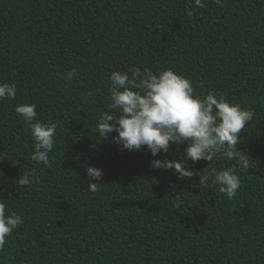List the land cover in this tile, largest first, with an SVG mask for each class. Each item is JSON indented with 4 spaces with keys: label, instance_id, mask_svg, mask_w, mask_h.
<instances>
[{
    "label": "trees",
    "instance_id": "trees-1",
    "mask_svg": "<svg viewBox=\"0 0 264 264\" xmlns=\"http://www.w3.org/2000/svg\"><path fill=\"white\" fill-rule=\"evenodd\" d=\"M0 0V203L24 223L6 238L0 264H264V0ZM189 9L192 14L189 15ZM132 67L189 78L194 95L214 92L255 113L239 133L241 187L229 200L154 159L121 151L98 134L109 108V77ZM73 68L77 75L66 79ZM129 75L131 73L129 72ZM202 85V86H201ZM35 104L57 123L51 167L31 160L29 127L15 112ZM235 160L188 162L211 174ZM103 172L88 190L87 168ZM33 181L22 187V175Z\"/></svg>",
    "mask_w": 264,
    "mask_h": 264
},
{
    "label": "clouds",
    "instance_id": "clouds-1",
    "mask_svg": "<svg viewBox=\"0 0 264 264\" xmlns=\"http://www.w3.org/2000/svg\"><path fill=\"white\" fill-rule=\"evenodd\" d=\"M223 7L222 0H213ZM195 8H204L203 0H194ZM189 15L192 10L189 9ZM129 72L131 75H129ZM77 75L73 68L66 79L71 81ZM109 108L119 115L105 112L97 121L98 134L102 137L112 136L121 151H141L146 149L153 157L161 152L169 153L172 145L184 148L186 155L179 161L154 159L151 167L174 170L178 179H191L199 176V187L218 186L219 192L229 200L235 197L241 187L237 166L249 168V157L238 151L239 133L245 125L254 119L255 113L231 104L223 96L217 99L214 92L206 96L194 95L192 81L173 70H163L154 74L145 67H132L128 72H112L110 77ZM202 86V85H201ZM15 84L0 83V101L15 99ZM35 104L17 105L15 112L29 127L35 151L31 160L51 167L50 153L55 147L57 123H43L37 120ZM217 158L235 160L236 164L224 170L213 169L211 174L194 172L186 165L188 162L205 160L210 164ZM89 177L88 190L96 192L100 184L91 181L102 180L103 172L95 167L87 168ZM33 181L28 175H22L18 184L30 186ZM24 223L15 212L5 215V204L0 203V250L6 244V238Z\"/></svg>",
    "mask_w": 264,
    "mask_h": 264
}]
</instances>
